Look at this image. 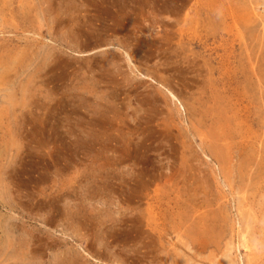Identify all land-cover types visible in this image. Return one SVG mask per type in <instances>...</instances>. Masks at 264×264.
Returning <instances> with one entry per match:
<instances>
[{
  "label": "rangeland",
  "instance_id": "1",
  "mask_svg": "<svg viewBox=\"0 0 264 264\" xmlns=\"http://www.w3.org/2000/svg\"><path fill=\"white\" fill-rule=\"evenodd\" d=\"M0 264H264V0H0Z\"/></svg>",
  "mask_w": 264,
  "mask_h": 264
}]
</instances>
